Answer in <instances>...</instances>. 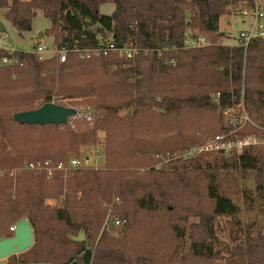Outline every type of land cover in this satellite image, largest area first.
<instances>
[{
	"label": "trees",
	"instance_id": "16d2710c",
	"mask_svg": "<svg viewBox=\"0 0 264 264\" xmlns=\"http://www.w3.org/2000/svg\"><path fill=\"white\" fill-rule=\"evenodd\" d=\"M242 2L251 0H0L3 18L20 36L31 31L39 10L50 21L45 33L58 48H94L100 39L109 38L119 48L126 45L140 50L129 70L134 72V82L122 83L134 93L116 102L105 98L103 81L99 83L98 78L132 62L117 55L69 58L59 64L55 58L38 61L19 50L14 56L22 66L0 68V171L36 160L64 162L79 157L81 147L95 146L98 131L105 133L102 144L107 168L72 173L64 193L57 175L54 196L44 191L42 175L4 174L0 178V237H11L12 232L5 235V226L22 218L28 220L34 237L32 246L18 259L11 256L7 264H264V236L260 234L244 233L236 239L241 240L238 244L226 247L219 257L213 222L235 219L238 211L220 191L217 175L209 176L205 189L212 203L208 216L200 220L206 234L198 239L188 237L186 247L184 229L175 228L180 246L169 257H160L154 250L145 255L132 252L127 240L133 228L128 222L122 236L109 243L103 239L93 247L72 239L81 231L89 240L94 233L90 231L98 230L105 215L100 202L111 198L120 201L115 209L118 216L127 206L150 219L167 211L163 182L153 176L155 157L181 152L225 133L224 110L242 104L255 127L264 129V40H252L246 48L240 41L232 47L220 43V19L236 12ZM107 3L114 6L111 15L99 11ZM192 32L205 38L207 45L186 48V35ZM92 95L99 99L88 108L95 118L100 116L82 133L66 126L59 131L54 125L29 126L13 120L15 114L36 110L53 97ZM38 101L40 105L31 106ZM123 111L126 115L120 116ZM158 116L168 122L162 125V135L153 137L149 127ZM202 116L212 118L214 128L202 127L198 119ZM248 132L259 134L260 130L250 128ZM217 155L212 161L221 165L218 169L228 164L235 172L254 174V192L264 204V148L249 147L227 159ZM194 159L201 161L198 157L187 161ZM138 160L144 162L142 166L151 165L150 171L143 176L126 175L125 169L139 168ZM52 197L61 205L45 207L44 201Z\"/></svg>",
	"mask_w": 264,
	"mask_h": 264
},
{
	"label": "rangeland",
	"instance_id": "374dc122",
	"mask_svg": "<svg viewBox=\"0 0 264 264\" xmlns=\"http://www.w3.org/2000/svg\"><path fill=\"white\" fill-rule=\"evenodd\" d=\"M242 6L243 4H240V7ZM238 9L239 8L236 9V12L233 11L230 15L224 16L220 19L219 32L223 33V38L220 39V43L222 45L231 47L236 46L238 44L239 32L248 24V22L243 24L242 19L239 18ZM113 10L114 6L110 3L104 4L99 8L100 13L103 15H111ZM4 12L5 10H0V47L30 52L36 47V44L39 41H44L47 45L52 46L53 37L50 34L45 33V31L51 27V23L48 19L43 17L41 11L38 10L36 17L33 18L31 31L23 33L22 36H20L11 24L3 18L2 15ZM227 22H230V25H228ZM134 64L135 60L133 59L132 62H129V64L121 67L120 70H115V68H113L111 70V75L99 76V83L102 80V84H104L103 92L106 99L116 102L130 96L128 95L130 92L134 93V90L132 91L130 88L126 87L127 84L134 82V72L129 71L134 68ZM122 83H125L126 85L123 86ZM96 98L99 99L98 95L76 99L53 97L51 102L63 107L82 109L91 106L94 107L93 101ZM38 105H40V101L35 102L31 106L36 107ZM233 109V111H235L236 107ZM119 114L120 116L126 115L124 111ZM99 116L100 114L94 118L93 123L95 120H98ZM80 119L73 121V127H71L69 123L58 126L59 131L63 130V127L66 126L75 133H82L93 126V123ZM198 119L202 120V127L214 128L215 121L212 122V118L202 116ZM166 122H168V120L161 119L159 116L157 119L156 117L153 118V127H149L153 130V137L162 135L164 130V126L162 125ZM224 122L227 126V131L222 134H228L231 127L227 124V120L225 118ZM96 138L97 142L95 146L101 144L105 138V133L103 131H98L96 133ZM210 138L212 137H209L204 142H207ZM91 147L92 146L81 147L79 156L83 154L84 150L89 151L88 149H91ZM255 148H264V146L259 145ZM216 155V153L203 154L198 157L201 158V161L199 162H196L195 159L191 161L177 160V162H173V160H170L169 155L163 156L160 154L158 157H155V163L153 162L152 164L153 168L151 165L142 166L144 162H141L142 159L141 161L138 160L140 164L139 168H127L124 173L128 176H132L134 173L143 176V173H147L152 168L153 176L159 180V182H163V186L161 188L162 197L167 201L164 203L163 207L164 209L168 208V210H162L161 213L153 217V219H150L141 213L139 215L135 214L133 209L127 206L124 210L120 209V212H118L119 215L121 214V216L125 217L124 220L120 219L121 216H118L115 212L116 207L120 203L119 199L111 198L109 201L100 202L99 207L105 212V215L101 220L98 230L90 231L94 233L90 235L89 240L84 232L81 231L77 234L75 233V236L73 237L77 238L83 233L82 242L91 243L93 247L98 242L101 244L103 239L105 243H109L110 241L112 242L113 237H117L118 235L122 236L127 224L126 222H128L129 227L133 228V235H130L127 240V245L132 252H138L139 254L145 255L154 250L160 254V257H169L171 256L173 250L180 246V243L176 241L175 228L184 229L186 247L188 246V237L198 239L204 237L206 234V229L202 226L200 220L203 217L208 216L207 214L212 209V203L207 198L205 192L209 176L212 175H217V181L220 183V191H222L226 197L231 199L238 211L235 219L217 218L213 222L212 230L217 240V250L220 253L219 257L224 256L226 247L238 244L241 240L238 241L236 239H242L244 233H249L251 236L259 234L264 236V204L257 198L254 192V174L235 172L233 169L228 168V164H226L224 170L218 169L221 165L212 161L213 157ZM217 156L222 155L218 154ZM232 156L238 155H223L222 157L227 159ZM131 161L135 162V160ZM28 163L29 162H25L21 166L11 170H4V174L15 177L16 174L21 172H28L23 169V167ZM106 170L105 161V169L101 170V172ZM28 173L36 175L34 172ZM42 176L46 182L45 187H43L44 191L49 193L50 196H54L56 190H58L56 184L54 183L57 175H55L52 180H47L44 175ZM58 178L62 180V190L64 193L66 189L67 177L64 178V175L60 174L58 175ZM15 188L16 186L13 183L11 190L12 198L15 195ZM60 205L61 202L54 197L47 198L44 201L45 207L51 208ZM115 219L120 221V225L114 224ZM12 226H14V224H8L5 226V235L11 236L9 229ZM158 246L160 247L159 249H161L160 251L157 250ZM18 255L14 256L18 259ZM8 259L9 258L0 259V264H7Z\"/></svg>",
	"mask_w": 264,
	"mask_h": 264
},
{
	"label": "built area",
	"instance_id": "2783aa9c",
	"mask_svg": "<svg viewBox=\"0 0 264 264\" xmlns=\"http://www.w3.org/2000/svg\"><path fill=\"white\" fill-rule=\"evenodd\" d=\"M238 13L241 19L248 22L247 27L239 32L238 39L241 45L246 48L252 40H264V0L246 2L242 7H239ZM186 37V48H199L207 45L205 38L197 32L189 33ZM17 51L19 50L0 47V68L22 66V63L14 56ZM139 52L138 48L126 45L119 48L108 39H100V43L94 48H78L76 45L58 48L55 46L54 41L52 46L47 45L44 41H39L36 47L28 53L32 54L38 61L55 58L59 64H64L69 58L83 59L108 54H114L124 60L132 61L138 56ZM75 110L77 114L68 119L69 122L67 121L71 127H73V121L80 118L93 123L95 115L90 108H75ZM233 110L227 109L222 112L227 124L231 127L228 134L216 135L203 144L169 155L170 160L186 161L207 153L224 156L240 155L246 148L264 146V129L255 127L242 104L237 105L236 110ZM250 128L258 129L260 133L248 132ZM88 150H84L81 156L67 158L64 162H54L50 159L32 161L26 164L23 169L28 172L42 174L47 180H52L55 175L60 174L64 175V178H68L69 175L77 171L104 170L106 155L102 142ZM3 175L4 172L0 171V177ZM114 224L120 225V221L115 219ZM13 229L12 226L9 231L12 232Z\"/></svg>",
	"mask_w": 264,
	"mask_h": 264
},
{
	"label": "water",
	"instance_id": "95a60500",
	"mask_svg": "<svg viewBox=\"0 0 264 264\" xmlns=\"http://www.w3.org/2000/svg\"><path fill=\"white\" fill-rule=\"evenodd\" d=\"M1 26V25H0ZM77 111L74 108L63 107L52 102L44 103L40 108L32 111L21 112L13 116V120L19 124L33 125H65ZM11 237H0V259H7L11 256L27 251L33 244V230L26 218L19 220L14 226ZM76 242L83 241V233Z\"/></svg>",
	"mask_w": 264,
	"mask_h": 264
},
{
	"label": "crops",
	"instance_id": "0c3cea01",
	"mask_svg": "<svg viewBox=\"0 0 264 264\" xmlns=\"http://www.w3.org/2000/svg\"><path fill=\"white\" fill-rule=\"evenodd\" d=\"M244 3H246V2H242V3H240V4H244ZM239 7H240V5H239L237 8H239ZM235 10H236V9H235ZM239 18H240V17H239ZM242 22H243V24H245L247 21H244V20L242 19ZM227 24L230 25V22H227ZM246 27H247V26H246ZM246 27H245V28H246ZM245 28H244V29H245ZM238 42H239V39H238ZM23 52H24V51H23Z\"/></svg>",
	"mask_w": 264,
	"mask_h": 264
}]
</instances>
